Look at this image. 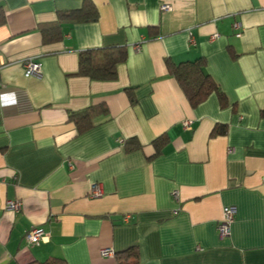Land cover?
<instances>
[{
  "label": "crops",
  "instance_id": "0c3cea01",
  "mask_svg": "<svg viewBox=\"0 0 264 264\" xmlns=\"http://www.w3.org/2000/svg\"><path fill=\"white\" fill-rule=\"evenodd\" d=\"M85 1L0 0V264H119L101 250L132 248L136 264H264V0H88L97 22H59ZM106 48L128 51L116 81L76 75L82 53ZM200 57L225 109L215 94L192 108L169 75L168 61ZM29 60L39 76H25ZM101 107L79 134L71 114ZM35 227L48 238L30 247Z\"/></svg>",
  "mask_w": 264,
  "mask_h": 264
},
{
  "label": "trees",
  "instance_id": "16d2710c",
  "mask_svg": "<svg viewBox=\"0 0 264 264\" xmlns=\"http://www.w3.org/2000/svg\"><path fill=\"white\" fill-rule=\"evenodd\" d=\"M99 20V12L95 5L86 0L82 9L62 12L59 14V22H71L74 24H84L97 22ZM5 24V17L2 8H0V26ZM53 31V32H52ZM44 31L45 40H56L60 38V29L52 28L49 32ZM235 56V55H234ZM236 57V56H235ZM128 59V51L126 48H106L102 50H90L80 55L79 69L77 76L88 78L96 82L116 81L118 78V66L125 63ZM207 62L205 58L200 57L193 61H187L180 64L167 62L169 75L173 77L185 97L189 101L192 108H197L207 101L213 94L219 98L220 106L225 109L228 106L227 98L220 86L207 73ZM132 89L127 90L132 102L135 101ZM108 110L106 107L90 108L83 112L71 114L70 120L78 129L79 134H83L93 128L94 119L98 115H106ZM227 134V126H217L212 133V136H221ZM168 143V138L165 135L155 140L154 145L157 149V154L161 153L163 147ZM141 147L136 139H130L126 143L128 152H133ZM136 248L125 253H119L115 256L119 264H136V261L129 262L131 257L137 258ZM33 264H68L63 259L50 258L43 263Z\"/></svg>",
  "mask_w": 264,
  "mask_h": 264
},
{
  "label": "built area",
  "instance_id": "2783aa9c",
  "mask_svg": "<svg viewBox=\"0 0 264 264\" xmlns=\"http://www.w3.org/2000/svg\"><path fill=\"white\" fill-rule=\"evenodd\" d=\"M162 11L168 12L171 10V6L163 5L161 7ZM218 36H214L217 38ZM240 37V36H238ZM25 76L34 77L41 74V65L39 63L33 62L32 60L26 61L24 63ZM184 128L186 131L193 130V122L185 121ZM104 195L103 186L100 184L94 185L92 188L91 197L94 199H100ZM175 199L179 198L178 192L173 194ZM22 209L21 202L11 201L7 204V211L9 212H19ZM237 215V209L235 207H228L224 210V217L221 223L218 226V231L221 238H226L230 236L231 225L235 221ZM48 238V233L43 228L35 227L26 233L25 241L30 247L40 246L42 243L46 242ZM101 256L104 258H113L115 257V252L112 249H103L101 250Z\"/></svg>",
  "mask_w": 264,
  "mask_h": 264
}]
</instances>
